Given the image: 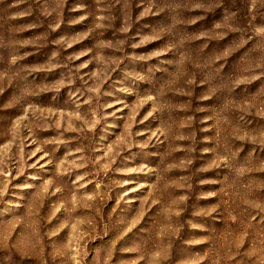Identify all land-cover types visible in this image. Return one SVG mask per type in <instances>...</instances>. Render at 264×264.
Segmentation results:
<instances>
[{
  "label": "rangeland",
  "instance_id": "obj_1",
  "mask_svg": "<svg viewBox=\"0 0 264 264\" xmlns=\"http://www.w3.org/2000/svg\"><path fill=\"white\" fill-rule=\"evenodd\" d=\"M0 264H264V0H0Z\"/></svg>",
  "mask_w": 264,
  "mask_h": 264
}]
</instances>
